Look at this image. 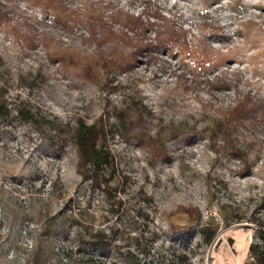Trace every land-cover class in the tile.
<instances>
[{"label": "rangeland", "instance_id": "obj_1", "mask_svg": "<svg viewBox=\"0 0 264 264\" xmlns=\"http://www.w3.org/2000/svg\"><path fill=\"white\" fill-rule=\"evenodd\" d=\"M64 2L70 29L35 0H0V86L11 107L37 113L35 125L15 119L0 126V264H37L32 255H47L45 247L36 251L44 239L38 228L44 216L37 213L45 200L49 213L72 211L83 226L102 230L110 244L85 246L78 254L73 222L65 237L51 236L63 257L187 264L186 255L191 264H245L254 238L248 218L264 197V123L255 129L239 125L227 139L224 114L239 94L264 101V0ZM128 15L145 25L161 23L162 32L168 25L182 27L191 50L142 52L132 69L115 73L113 90L79 79L49 59L54 48L85 55L99 47L106 54L116 41L105 36L101 20L131 38L130 45H118L124 50L155 39L149 25L144 32L127 31ZM202 70L222 72L228 89L212 90L202 82ZM124 102L141 103L154 140L127 136L109 117L113 126L106 143L114 179H127L108 194L80 179L74 148L53 129L77 119L91 123ZM246 161L251 172L241 175ZM179 205L196 207L202 224L169 216ZM209 222L218 231L206 243L200 230Z\"/></svg>", "mask_w": 264, "mask_h": 264}, {"label": "trees", "instance_id": "obj_2", "mask_svg": "<svg viewBox=\"0 0 264 264\" xmlns=\"http://www.w3.org/2000/svg\"><path fill=\"white\" fill-rule=\"evenodd\" d=\"M42 3L43 7L50 8L54 13L57 21L65 29H70L72 26L68 22L69 15L66 14L65 0H35ZM161 20L160 14L154 15ZM71 21V20H70ZM104 25L105 32L108 38H111L116 43L107 49L106 54H102L98 47L91 54H79L69 47L65 49L54 48L48 51V57L52 61H56L68 72L79 79H85L89 82L99 84L103 89L112 85L116 72H128L132 69L137 56L142 52L151 53L153 50H174L175 47H185L191 50V43L187 37V33L182 27L174 28L173 25L165 26L164 31H160L161 23L148 22L143 23L139 17L133 15L126 16L123 27L127 31L140 30L144 32L148 27L155 34L153 41L139 43L133 45L130 51L120 48L128 46L131 43V38L126 32L121 29L115 33L111 27H107L105 22L101 20L100 26ZM122 27V28H123ZM94 27H90L92 37ZM218 35H224L219 29ZM226 38H229L225 36ZM180 38L182 40H180ZM229 40V39H228ZM213 70H202V82L211 85L212 90L221 88L228 89L229 84L226 81L223 73L213 74ZM212 75V77H210ZM139 104V105H138ZM141 103L123 104L113 106L111 111L108 110L100 115L95 121L88 123L83 119H77L73 123L58 124L53 131L59 137L63 144H69L76 152V173L82 181H88L93 188H98L108 194L113 190H117L120 184H124L126 176H117L114 179V162L113 155L107 148V135L112 133L109 122V117L112 116L115 120L124 126V131L127 136L138 135L139 137H148V140L153 141V137L149 135L150 122H147L141 111ZM37 113L23 107L13 108L9 105L4 89L0 86V126L11 123L13 120L19 119L32 126L36 124ZM225 132L224 135L228 139L231 131L241 125L244 127L257 128L258 125L264 123V101L262 99H254L249 92L239 94L236 101L228 105L224 114ZM220 127V126H219ZM219 129V128H218ZM216 150V149H214ZM230 151L238 156L237 149L232 147ZM165 158H168L167 152ZM238 158V157H237ZM251 172L250 165L246 161L240 170L241 175H249ZM116 180V181H115ZM46 201V200H45ZM41 202L40 211L37 213L39 219L44 216L43 221L39 223V230L43 234L44 239L40 240L36 251H40L42 247L46 248L47 255H32L33 260L37 264H116L114 261H105L96 258L93 255H57L55 245L51 241L52 234L56 236L67 235L68 224L75 222L77 229L74 233V251L78 254H84V247L90 246L95 248H104L110 246L102 230L95 232L92 227L83 226L78 221V217L72 211H62L61 213H49L46 202ZM262 210V211H258ZM141 215L145 217L148 213L141 209ZM259 212V214L257 213ZM258 214V215H257ZM178 216L187 219L189 222H199L202 224V216L200 211L192 205H179L176 209L170 212L169 216ZM254 225V238L249 244L247 259L245 264H264V197H261L258 207H255L251 216L248 218ZM218 231V226L212 222L204 223L200 233L202 239L206 243H210ZM187 264H191L186 255H182Z\"/></svg>", "mask_w": 264, "mask_h": 264}]
</instances>
